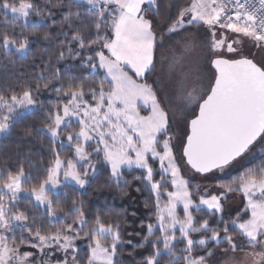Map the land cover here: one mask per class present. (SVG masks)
I'll list each match as a JSON object with an SVG mask.
<instances>
[{
	"label": "snow or ice",
	"instance_id": "6c2138e0",
	"mask_svg": "<svg viewBox=\"0 0 264 264\" xmlns=\"http://www.w3.org/2000/svg\"><path fill=\"white\" fill-rule=\"evenodd\" d=\"M48 2L51 8L45 10L35 0H0L5 17L0 54L17 59L28 56L32 41L15 28L9 32L7 25L22 21V29L35 30L49 20L56 24L52 8L62 9L63 0ZM73 5H87V13L94 14L87 32L75 27L82 13L72 11ZM164 6L163 18L157 20L153 17L161 15L160 0H69V10L60 22L66 45L58 59L64 60L66 54L82 58L81 66L99 76V88L90 87L86 93L83 83H72L78 79L75 65H66L63 71L70 82L66 88H55L58 97L62 93L66 100L47 111L44 129L37 130L41 134L46 130L53 144L46 175L29 185L33 178L23 165L15 172L0 168V264H80L75 241L81 234L90 241L86 264H118L117 250L125 244L151 249L141 264H161L162 257H167L165 264H209L214 255L210 244L226 243L224 252L243 249L236 235L251 249L246 256L252 264H264V163L248 167L231 181L218 182L219 194H209L207 188L201 191L199 184L181 174L170 131L177 107L191 114L180 160L201 177L225 173L254 143L264 141V0H189L182 5L165 0ZM190 28L210 36L205 45V71L195 75L185 71L184 56H174L169 64L171 90L162 99L157 82H140L155 67L157 30L162 43L166 36ZM43 39H50L47 31ZM245 43L250 54L244 51ZM194 46V41L187 43L184 53ZM60 71L55 69L53 78L59 80ZM35 80V89L27 85L21 94L14 89L10 96L0 94V134L10 132L13 117L23 118L42 107L33 91L39 92L45 73L40 72ZM50 83L43 87L47 89ZM141 106L149 110L148 115H141ZM74 121L79 130L69 131L66 140L75 155L65 161L56 144L65 146L62 130L72 128ZM93 141L95 147L88 151ZM149 158L159 163V180L154 179L157 169ZM98 165L107 166L109 181L117 186L128 183L126 170L142 171L135 179L144 181L155 198V222L142 224L146 230L136 233L142 235L140 241H122L120 224H105L100 214L89 227L83 200L72 199L71 207L65 209L59 199L62 189L70 185L84 189L95 180ZM234 192L243 194L244 208L226 217L223 201ZM21 193L44 207L47 225L37 223L36 218L29 223L25 212L12 210ZM161 197H166L163 203ZM67 218H73L72 223H65ZM45 227L55 231H45ZM178 244L183 247L177 249ZM25 247L36 252L22 250ZM198 250L204 254L197 255ZM55 252L62 253V258L53 261Z\"/></svg>",
	"mask_w": 264,
	"mask_h": 264
},
{
	"label": "trees",
	"instance_id": "16d2710c",
	"mask_svg": "<svg viewBox=\"0 0 264 264\" xmlns=\"http://www.w3.org/2000/svg\"><path fill=\"white\" fill-rule=\"evenodd\" d=\"M57 0H51V3H56ZM161 2V15L160 17H153L154 19H161L166 11L165 0H160ZM189 2V0H178L179 4H184ZM37 6L44 8L45 10L51 8V4L48 0H35ZM64 7L62 9L52 8V11L56 13L53 19L56 20V24L49 20L47 25L39 28L32 29L28 28L24 30L20 27L23 23L18 21L16 25L9 23L7 25V30L11 32L13 28L17 33L23 32V35L27 36L32 43L30 44V53L24 59H17L16 55L4 56L0 54V94L10 96L12 90L14 89L16 94H21L24 87L27 85H32L35 89L36 80L35 77L40 73H45V80L41 81V88L37 93L33 91V96L38 97L39 101L42 102V107L37 108L34 112L29 115H25L23 118H13L12 127L8 134H4L0 138V168H6L13 172L17 171L21 165H23L26 172H30L32 175V183H37L38 180L46 175L44 169L47 168L49 162L53 159L52 155V140L50 136L46 133L41 134L38 129H44V125L47 122V111L51 110L57 104L62 103L66 98L62 99V93L58 97L55 88L63 85L65 88L70 82L66 78V74L63 71L66 65H75V73L77 74V81L72 83H83L85 92L87 93L90 87L99 88V76H94L89 74V68L81 66L80 59H73L71 56L66 54L64 60H59L58 56L63 46L66 45V41L62 44L64 38L60 35L61 24L63 15L69 10V0H63ZM87 5H82L77 8L75 5L72 6V11H80L82 13L80 21L76 22L75 27L83 31H86L92 27V21L94 14L87 13ZM152 16V13H148ZM175 15V13H173ZM4 15L0 12V31L5 30L4 25ZM32 20L38 19L36 16L31 17ZM9 20L11 16L9 15ZM66 30V29H65ZM47 31L50 34V39H43V33ZM35 32V35L33 34ZM160 32L157 30V47L155 54L157 55L160 45ZM75 50V49H74ZM89 53L85 50L84 55ZM61 69L60 79L56 80L53 78L52 73L55 69ZM154 69L148 74L146 80L140 82H147L153 84ZM103 75V72H100ZM51 80L49 87L45 89L43 87L44 83H48ZM108 85L105 84V88ZM91 100L90 96L85 97ZM162 98V96H161ZM163 99V98H162ZM79 125L73 122L72 128H66L62 130L61 139L65 141V146L61 148L59 146V141H57L56 147L60 152L61 159L67 160L74 158V151L71 146L67 145V133L69 131H78ZM75 143V141H73ZM95 147V142H91L88 151H92ZM150 163L154 169H157V174L154 176L155 180L160 179L158 172V162L151 161ZM93 161H96V157L93 156ZM264 163V153L256 157L254 160L246 163L244 166L236 169L235 171L229 173L224 177L217 178L211 183L213 186L220 181H231L233 177H238L243 173L248 167L259 166ZM110 170L105 165H98V172L96 174L95 180L90 184L86 185L84 189H79L78 186L70 185L67 188L61 190L59 199L61 200L65 209L71 207L72 199L83 200L84 211L86 213V219L89 222V227H91L92 222L97 214L102 217V222L107 223H119L121 231V240L127 241H140L142 235H136V233H143L146 229L142 227L146 225L149 221L155 222V198L149 189L145 186V182L142 180H137L135 177L142 175V171L138 169H133L131 171H125L124 176L128 180L127 184H121L117 186L116 183L109 181ZM6 176L7 173L5 172ZM169 190H171L170 185H165ZM139 189V191L137 190ZM163 191V189H161ZM221 189L218 191H212L210 194H219ZM67 192L68 196L65 197L64 193ZM228 195H240V192L229 193ZM67 203H64V201ZM224 202V201H223ZM146 204L148 205L146 207ZM241 210L244 205L241 206ZM19 209L25 212L29 216V223L32 218H36L37 223L47 225V214L44 207L37 205L33 199L27 195H20L18 203L13 207V211ZM240 210V211H241ZM226 214L235 216L237 212ZM181 213V212H180ZM43 216L44 219L40 220ZM201 218H204L201 215ZM247 219V216L244 217ZM73 218H67L65 223H72ZM60 226L57 224V227ZM77 227V226H76ZM55 231V228L45 227V231ZM87 229H85L86 231ZM27 236V233H24ZM178 235V233H177ZM77 240L78 254L80 264H86L88 255V244L90 241L86 238ZM19 237V232L17 233ZM197 238H199L197 236ZM235 240L238 244L243 245V249L237 248L236 251L230 252H245L251 249L248 248L247 242L239 235L235 236ZM102 243H111L110 240H104ZM183 247V244H178L177 249ZM209 247L213 248L214 255L209 258V264H219L220 257L224 251L222 249L227 248L228 245L223 243L219 246L210 244ZM118 255L116 260L118 264H141V261L145 256L150 254L151 249L146 247L143 249L133 248L131 245L125 244L122 248H118ZM141 253L143 255H141ZM197 255H203L204 252L197 251ZM167 257L161 258V264H165ZM179 264H183L182 261Z\"/></svg>",
	"mask_w": 264,
	"mask_h": 264
},
{
	"label": "rangeland",
	"instance_id": "374dc122",
	"mask_svg": "<svg viewBox=\"0 0 264 264\" xmlns=\"http://www.w3.org/2000/svg\"><path fill=\"white\" fill-rule=\"evenodd\" d=\"M11 16V14H9ZM170 40V38H168ZM168 39L163 40V42H160L159 50L157 53V57L160 60V63L158 64L159 69L161 68V62L163 66H166V74L167 77H169V64L172 62L173 57H181L184 56L183 60V70L188 71L191 70L192 73L195 75L196 73H203L205 71V66L207 65L208 61L205 59V54L207 52L206 40L209 39L203 32L200 31H194L192 34V39L190 41L195 42V46L192 49L193 52L197 53V58L193 61L191 58L186 57L187 54L184 53V50L181 52H178L180 49L173 47H170L168 45ZM189 43V42H188ZM181 53V54H179ZM197 61V62H196ZM156 80L158 88L160 89L161 94L163 97H165L170 92V81L168 80V84H161L163 82V79L156 76L153 77V81ZM18 111H21L18 109ZM148 109H145L143 106L140 107L141 115H148ZM187 113H182L179 108L177 107V111L175 112V115L172 116V127L170 129L171 133L174 136L173 139V145H174V152L176 154L178 162H180L182 172L181 174L186 179H191L193 184H199L201 187V191H203L205 188L208 189L209 194L212 191H218L219 189L213 186L211 181L224 177L228 175L229 173L235 171L236 169L244 166L246 163L254 160L256 157L260 156L262 153H264V141H257L254 143L253 146H251L250 152L244 154L242 158H237L236 161L233 162V164L226 170L225 173L216 172L213 176V174H209L206 177H201L199 174L194 173L186 164H184L181 160V154H182V141L185 138V133L187 131V120H190L192 117L191 115H186ZM14 118V117H13ZM75 122V121H74ZM4 134H0V138ZM94 142V141H93ZM67 143V142H66ZM159 168V163H158ZM20 195H26L25 193H21ZM28 196V195H27ZM166 199V197H161V203ZM35 202V201H34ZM36 203V202H35ZM225 207V213L230 214L234 211H240L241 206L244 205L243 200V194L241 195H228V198L224 200L223 202ZM182 215V209L181 213ZM77 228H79V225H77ZM76 247H77V240L75 241ZM22 250H31L33 252H36L35 249H28V248H22ZM78 250V247H77ZM250 251V250H249ZM246 252H230L227 251L221 255L220 264H252V260L250 257L246 256ZM57 258H62V253L55 252L53 255V261Z\"/></svg>",
	"mask_w": 264,
	"mask_h": 264
},
{
	"label": "crops",
	"instance_id": "0c3cea01",
	"mask_svg": "<svg viewBox=\"0 0 264 264\" xmlns=\"http://www.w3.org/2000/svg\"><path fill=\"white\" fill-rule=\"evenodd\" d=\"M194 31H200V30H198L196 28L186 29L185 31L177 34L176 36H171V37L166 36L165 39L170 38V40L168 39L169 40L168 41V45L170 47L174 46L175 48L180 49L178 52L182 53V51L184 50V46L188 42H190V40L192 39V34H193ZM200 32H202V31H200ZM203 34H205V33H203ZM228 35L232 36L231 33H229ZM207 37H209V39L206 40V43H207L208 40H210V36H207ZM244 51H245L246 54H250L251 50L248 48L247 43H245V45H244ZM181 53H179V54H181ZM186 57H189V58H191V60L194 61L197 58V53L191 51L190 53L187 54ZM159 63H160V60L157 57V55L155 54V67L153 68L155 70L154 71V77H155V79H156V76L160 77L161 79H163V77H164V80H163V82H161V84L162 83L163 84H168L169 77H167V74H166L167 67L163 66V64L161 62V68L162 69H159V66H158ZM155 81L156 80H154V82ZM156 88H157L158 91H160V89L158 88L157 83H156ZM161 96H162V98H164L162 94H161ZM186 115H191V114L187 113ZM240 195H241V193H240ZM220 259H221V257H220ZM219 264H220V261H219Z\"/></svg>",
	"mask_w": 264,
	"mask_h": 264
},
{
	"label": "water",
	"instance_id": "95a60500",
	"mask_svg": "<svg viewBox=\"0 0 264 264\" xmlns=\"http://www.w3.org/2000/svg\"><path fill=\"white\" fill-rule=\"evenodd\" d=\"M190 168V167H189ZM193 171V170H192ZM194 172V171H193Z\"/></svg>",
	"mask_w": 264,
	"mask_h": 264
}]
</instances>
